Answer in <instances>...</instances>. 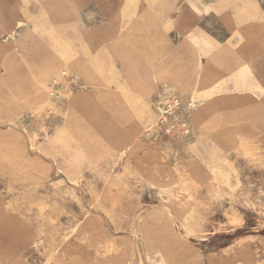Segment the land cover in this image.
<instances>
[{"label": "rangeland", "instance_id": "374dc122", "mask_svg": "<svg viewBox=\"0 0 264 264\" xmlns=\"http://www.w3.org/2000/svg\"><path fill=\"white\" fill-rule=\"evenodd\" d=\"M263 87L264 0H0V264H264Z\"/></svg>", "mask_w": 264, "mask_h": 264}, {"label": "bare ground", "instance_id": "6f19581e", "mask_svg": "<svg viewBox=\"0 0 264 264\" xmlns=\"http://www.w3.org/2000/svg\"><path fill=\"white\" fill-rule=\"evenodd\" d=\"M243 48L247 51V61H246V63H245V67H244V72L242 73L241 71H240V73L239 72H237V74H239L240 76H242V77H244V75L245 74H248V72L249 71H253V72H255V73H257L258 72V69H257V61H256V58H258V57H260V52H259V50H257V49H255L251 44H246L245 46H243ZM255 49V50H254ZM250 52H252V53H250ZM247 65V66H246ZM241 70H243V68L241 69ZM247 72V73H246ZM245 73V74H244ZM239 76V78H241ZM232 79V78H231ZM234 79V78H233ZM242 80H243V78H242ZM235 84V83H234ZM229 85V84H228ZM241 85H243V84H241ZM246 85V84H245ZM244 85V86H245ZM230 87H232V86H230ZM240 87V86H239ZM238 87V88H239ZM244 88V87H243ZM228 89V88H227ZM234 89V88H233ZM229 90V89H228ZM235 91V90H234ZM241 91V90H240ZM262 93H264V87L262 88ZM259 96H260V92H259ZM260 119V118H259ZM261 121H262V119H260ZM260 123H262V122H260ZM264 124V123H263ZM261 127V126H260Z\"/></svg>", "mask_w": 264, "mask_h": 264}]
</instances>
